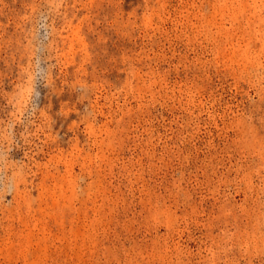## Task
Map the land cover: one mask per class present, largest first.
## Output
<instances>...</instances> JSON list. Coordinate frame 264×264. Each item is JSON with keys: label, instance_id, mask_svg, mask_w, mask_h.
<instances>
[{"label": "rangeland", "instance_id": "1", "mask_svg": "<svg viewBox=\"0 0 264 264\" xmlns=\"http://www.w3.org/2000/svg\"><path fill=\"white\" fill-rule=\"evenodd\" d=\"M0 264H264V0H0Z\"/></svg>", "mask_w": 264, "mask_h": 264}]
</instances>
